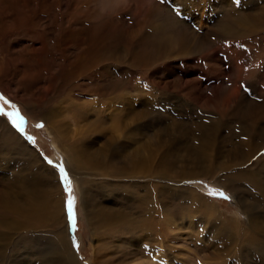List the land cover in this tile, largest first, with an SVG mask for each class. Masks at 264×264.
<instances>
[{
  "label": "rangeland",
  "instance_id": "374dc122",
  "mask_svg": "<svg viewBox=\"0 0 264 264\" xmlns=\"http://www.w3.org/2000/svg\"><path fill=\"white\" fill-rule=\"evenodd\" d=\"M258 15L264 16V0H0V95L9 102L0 100V107L7 113L13 111L11 105L16 106L24 117L23 131L15 128L6 115L0 114V120L60 185L63 224L52 225L45 233L64 229L63 242L70 257H77L80 264H99L95 247L100 245L123 253L124 237L141 234L137 220L146 216L141 197L149 196V230L162 242L165 260L150 261L139 247L130 244L136 251L129 264H264V259L255 257L245 244L251 223L248 213L256 224H264V147L249 158L264 146V139L255 135L264 128V29L255 28L247 35L248 27L240 24ZM110 44L116 51L113 62L108 61L113 53ZM101 47L102 51L107 49L104 54L108 62H92ZM136 51L138 57L133 64ZM152 52L155 58L149 55ZM85 60L88 64L77 72L74 65ZM29 62L39 77L25 75L28 70L24 65ZM71 72L74 75L68 78L74 81L60 90L57 80L63 82L60 78ZM103 72L107 77L100 82L92 80V75ZM52 79L56 80L49 82ZM99 83L114 89L106 96L92 95L91 88ZM229 96V101L223 102ZM93 103H101L100 109ZM78 104L83 120L74 121L71 105ZM113 106L126 109L122 113H132L120 117L116 115L119 109ZM97 109L107 131L89 139L97 144L93 143V149L107 145L103 150L106 160L122 174L101 176L93 170L76 174L75 162L67 156L72 143L86 138L85 130L94 123ZM46 110L49 117L43 115ZM214 126L222 134L218 143L222 160L238 161L236 156H229L231 151L246 153L248 161L241 168L255 175L257 184H261L259 192L247 182L227 181L223 186L219 181L222 172L202 174L192 169L189 148L204 134V128ZM114 128L117 135L111 133ZM74 129H82L81 134L74 135ZM209 154L214 162L215 153ZM160 162L172 165L168 174L172 180L159 182L126 174L134 170L137 176H158L155 168ZM82 165L95 168L97 162ZM59 166L67 174L74 197L75 227L68 219V193ZM28 173V167L21 165L14 154L0 150V189L11 180L13 190L27 189L32 186ZM80 179L98 184V189L86 188L84 194ZM162 185L173 193H163L159 190ZM91 207L126 215L135 222L94 231L87 218ZM42 231L41 237L17 242L11 237L12 244H0L8 250L0 264H59L50 242L44 239L49 234ZM177 232L181 245L165 241L166 233ZM142 246H146L145 240Z\"/></svg>",
  "mask_w": 264,
  "mask_h": 264
},
{
  "label": "bare ground",
  "instance_id": "6f19581e",
  "mask_svg": "<svg viewBox=\"0 0 264 264\" xmlns=\"http://www.w3.org/2000/svg\"><path fill=\"white\" fill-rule=\"evenodd\" d=\"M240 24H242V26L245 27V28L248 27L247 28L248 29L247 30V35H248L249 33L251 34L254 31L255 28L256 29H264V16L258 15L257 18H255V19L245 18V19L241 20ZM228 28L229 27H227V29ZM228 31H231V30L229 29ZM225 32H227V31H225ZM246 42H249V41H246ZM261 42L264 43V35L262 36V41ZM79 45H81V44H79ZM108 47H111L109 50L113 52L112 54H109L110 55V59H112V60H108V61L113 62L114 61L113 59H115V52L116 51L114 50V48H112L111 44L108 45ZM251 49H252V47H251ZM66 50H67V48H66ZM106 50L107 49L102 51V47L101 48H97V51L94 54L93 61L92 60L91 61L95 62V61L99 60V62H101L103 64L108 62L107 58L105 57V54H104V52H106ZM80 51H82V50H80ZM92 51H94V50H92ZM32 52H34V51H32ZM92 53H94V52H92ZM141 53H142V51H141ZM36 54H39V53H36ZM80 54H81V52H80ZM149 55L152 58L156 57V56H154V52L150 53ZM137 57L138 56H137V51H136L135 55H134V58L133 59L131 58L134 61L133 64H136ZM131 61L129 60L128 62H131ZM87 64H88V62H87V60H85L83 63H78L77 65H74V66H75V68H78V70H77V72H78V71L83 70L85 68L84 66H86ZM24 66L26 67V70H28V72L25 73L23 71L22 74L25 73V75L31 76L34 79V75H36V74H34V67L32 69H30L31 63L30 62L28 64L26 63ZM96 67H98V66H96ZM35 68H37V67H35ZM102 70H104V68ZM103 73L97 74V75H92V80L95 81V82H98L99 79H101V78L103 79V76L107 77L105 72H103ZM47 75H48V73H47ZM71 75H74V73L71 72L70 75L61 77L60 79H62L63 82H60L59 79H58L59 81L57 80V82H59V84H60V86H59L60 90L66 88V87H69L72 84L74 79L68 78ZM36 76L39 77L38 74ZM20 77H19V79H21ZM31 77H25L24 76L23 79L31 80ZM36 79H38V78H36ZM54 80H56V79H52L49 82H53ZM83 81H86V80H83ZM34 82L35 81H32L33 85H35ZM105 82H106V80H105ZM88 83H86V84H88ZM27 84H29V83H27ZM102 84L103 83H101V84L99 83V85H97L96 87L91 88L92 89V90L90 89L91 90V94L92 95H96L97 94L99 96H106L110 92L111 89H114L113 86H105V85H102ZM26 88H28V87H26ZM74 92H76V91H74ZM141 93H142V90H141ZM148 94H149V92H148ZM50 98H48V99H50ZM148 99H150V98H148ZM229 99H230V96L227 99H225V97H224V101L223 102L226 103V102L229 101ZM31 100H32V98H31ZM41 102H43V101H41ZM36 103H37V100H36ZM94 104L95 103H93V105ZM95 105H97L98 109H100L101 103H100V105L99 104H95ZM95 105L93 107H95ZM65 107H63V108H65ZM71 107L73 108V112H72V116H71L73 118V120L74 121H78L79 119L83 120V118L80 115V111H81L82 106L80 104H78V105H71ZM86 108H88V107H86ZM114 108L116 110L119 109V110H117L116 115H118L120 117L122 115H126V114L129 113V112L128 113L127 112L122 113L123 111H126V109L122 110V108H117V107H114ZM57 109H55V110H57ZM98 109L95 111V117L96 118H95L94 123L92 125H90V127L85 130V134H87L85 136L86 138L83 137L85 139H80V138L77 137L78 138L77 141L74 144L72 143V145H70L68 147L67 153H69V154H67V156L70 158V161L75 162L73 164L76 165V168L73 169V170H74V172L76 174H82L83 170L85 172H87L88 174H89V172H91V170H93V171H96L97 173L99 172V174H101V176L104 173H106V175H108V174L115 175L116 173H118V175L122 174V172L120 170L115 169L116 167L115 168L112 167V165H111L112 161L106 160L107 157L103 153V150L106 148L107 145H105V144L98 145V147L96 149H93V143H95V142L92 143V141L89 139V138H94L95 139V138H97L99 136H103L104 133H106V131H107L106 128L104 127V125L106 123L103 122V120L101 118L102 117L101 116L102 113ZM112 111H115V110L112 109ZM131 113L132 112H130L129 114H131ZM134 114H137V112L134 113ZM43 115H44V117H46V115L49 117V111L46 110ZM103 119H104V117H103ZM45 120L48 123V120L47 119H45ZM49 124H51L50 121H49ZM113 127H114V124L112 123V128ZM110 129H111V127H110ZM218 129L216 128V126L209 127L208 129L204 128V134L201 135V137L198 136L197 142H195L194 146L192 145L189 148V151H192V152H189L191 154V156H192V158L190 160V162H191L190 164H192V166H193L192 169H194V170L198 171V173H202V174H205V173L206 174H209V173L212 174L215 171L216 172H222V176L219 177V181L222 182L223 186H226L225 183H228L227 181H235L236 183H238V182H247L250 185V187L255 188L256 192H259L261 190L260 189L261 184H259V185L257 184L258 180L257 179L255 180V175L254 174H249V171H247L246 169L243 170L241 168L248 161L247 160L248 156H247L246 153H243L240 150L238 151V154L236 152H232L231 151V153H229V156H231V155L232 156H236L238 158V161L229 163V161L228 162H224L222 160V154L223 153H222V151H220L219 146H218V143H220L219 138H220V136H222V134H221V132L218 133ZM114 130L115 131H113L111 133L117 135V131H116L115 128H114ZM81 132H82V129H74V135H79V134H81ZM253 133L254 132L250 131L251 135ZM250 134H249V136H251ZM255 135L258 136V137H261L262 139H264V128H261L260 132L256 133ZM57 137H58L57 139L59 141V138H61V131L60 130H59V133L57 134ZM106 139L107 138H105V140ZM66 140H68V139H66ZM66 140H64V141H66ZM79 141H81V142H79ZM262 145H264V142H263ZM263 147L264 146H261V147L259 146V148H257L255 151H253L254 153L249 158L251 159L256 154V152L257 151H261L263 149ZM1 149H5L9 153L14 154V157L17 158V161L21 165H24L25 168L28 167L29 173H28L27 180H29V181L31 180L32 186L27 187V189L19 188L17 190H13L14 189V186H13L14 184L12 183V180H11V181H9V184H7L6 188L3 187V188L0 189V244H6V245L12 244L11 242L13 241V239H11V237L12 238H14V237L16 238L15 242L20 241L22 239L25 240V239L29 238L30 236H34V237H39L40 236L41 237V235H39V234H42V233H40L41 230H44L42 232L45 233L46 232L45 229L50 228L52 225H58V226L60 225L61 226L63 224V221H62V218H61L62 217V215H61L62 211L60 210L61 209L60 208L61 207V203L60 202L62 201V200L60 201V198H59V192H60L59 191V187H60V185L57 182H55V180L53 179L52 176L49 177L45 173V171L43 170L44 166L41 163H39V158H37L31 152V150L26 149V146L20 141L19 137H17V135H15L11 131V129H9L5 125V123L2 120H0V150ZM212 151L215 153L214 154V156H215L214 162H212V160H211L213 155L211 156L209 154ZM111 153H113V152H111ZM229 156H227V157H229ZM70 161H69V163H70ZM95 161L97 162V167H95V168H93L92 165H82V164H86V163L92 164ZM83 166L85 168H83ZM171 166L172 165H170V163H168V162L167 163L166 162H160L155 168V170H156L155 172L158 173V176H156L155 173L153 175L145 174V176H137L138 175V171H134V170L132 172L126 173V174L135 176L136 178H147V179H150V180H153V181L154 180L159 181V180H162V179L163 180H172L168 176V174H170V172L172 171V167ZM219 169H221V170H219ZM259 170H261V169H259ZM145 173H148V172H145ZM257 173H259V172H257ZM224 174H226V175H224ZM212 176H207V177L208 178H210V177L212 178ZM258 177H259V175H258ZM194 178H196V177H194ZM79 182H82L83 185H84V187H83L84 194L87 191L86 188H88V189H90V188L91 189H98L97 186H96L98 184H95V183L92 184L91 182H85L84 183V181L82 179H80ZM103 184H104V182H103ZM157 185L158 184L155 183V185H153V186L157 187ZM99 186H100V184H99ZM159 190L167 191L166 194H168V195L173 193V190L171 188H169L168 186H163L162 185L159 188ZM164 191H163V193H164ZM148 197L149 196L141 197V201H142V203L145 204V207H146V201H149V200H147ZM25 199L29 200L30 202L24 203L23 200H25ZM145 207L142 208V211L146 212V214H145L146 216L144 218H142V220H137V225L139 226V228H142V231H140L141 234H139V235H134V234L132 235L131 234V236L124 237L125 241H123V243L125 244L126 247H125L123 253L120 252V250L117 251V249H116L115 252H113L112 250H109L110 249L109 247H106L104 245H100V246L95 247V253L97 255L96 256L97 260L98 259L100 260L99 264H129L130 262H133V258L135 256L134 253L136 251V250L135 251L132 250V248L134 246L139 247L140 251H142L144 253L143 257H145L146 259H149L150 261H151V259H157L159 262H162V261L165 260V253L162 250V242L158 238H155L152 235V232L149 230V229H151V223H149V222H151L150 211L152 209H149L148 207L145 208ZM101 210H98L95 207H91V208H89L87 210L88 223L94 229V231L107 230V229L110 228L109 226H111L112 224H114V226H116V224L125 225L124 223H128L129 224V223L135 222V221L130 222V218L131 217L129 218L126 215L113 213V212L112 213H105V212H103V210L102 211ZM122 213H124V212H122ZM125 214H127V213H125ZM248 214L250 216L251 223H250V225L248 227V230H250V232L247 231V234H246V237H245V244L251 250H253L252 254L255 257H257L258 259H264V224H256L254 221H252L253 220V215L250 214V213H248ZM143 227H144V229H143ZM127 228H128V226H127ZM63 230L64 229H62V230L60 229L59 231H55V232H51V231L49 232L48 231L47 232L49 234L48 237L45 238L43 235L42 236L44 237L46 242H50L51 248L55 251V254L57 255L56 257H54V260L55 261L57 260V262L59 264H80V262H79L77 257L76 258H72L67 253V251H66L67 249H65V244L63 242V239L65 238L64 234H65L66 231L63 232ZM47 233H45V234H47ZM129 233H131V232H129ZM166 235L167 236L165 237V241L172 242L175 245H181L182 244L181 238H180V234L178 232L173 234V235H170V234L166 233ZM133 240L136 241L137 243H133L134 242ZM144 240L146 241V246H142V242ZM65 243H66V241H65ZM130 244H133L134 246L130 245ZM121 245L119 243V247ZM7 251L8 250H6L5 246L2 247L0 245V262H2L4 260L5 256L7 255Z\"/></svg>",
  "mask_w": 264,
  "mask_h": 264
},
{
  "label": "snow or ice",
  "instance_id": "6c2138e0",
  "mask_svg": "<svg viewBox=\"0 0 264 264\" xmlns=\"http://www.w3.org/2000/svg\"><path fill=\"white\" fill-rule=\"evenodd\" d=\"M0 100H3L4 103H9L7 100L4 99L3 95H0ZM13 108V111L4 113L3 108L0 107V114L6 115L8 119L10 120L11 124L17 128L20 131H23V124H24V117L20 115V112L18 109H16L15 105H11ZM38 127H42L43 125H37ZM59 172L61 176V180L64 182V187L66 192L68 193V199L66 201V207H67V213H68V219L71 223L72 227H75V217L73 212L74 207V197L71 195V187L69 185V181L67 178V174L65 173V170L63 166H59ZM210 195H217L216 192L209 193ZM220 196H224L223 192L218 193ZM227 198V197H225Z\"/></svg>",
  "mask_w": 264,
  "mask_h": 264
}]
</instances>
